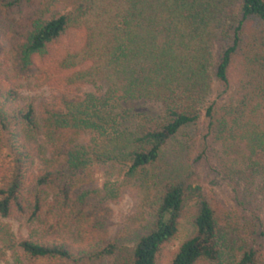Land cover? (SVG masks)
Here are the masks:
<instances>
[{
	"label": "trees",
	"instance_id": "16d2710c",
	"mask_svg": "<svg viewBox=\"0 0 264 264\" xmlns=\"http://www.w3.org/2000/svg\"><path fill=\"white\" fill-rule=\"evenodd\" d=\"M69 1L0 0V61L10 42L15 77L100 91L38 112L0 83V218L76 226L73 241L0 230L6 247L31 264H159L192 208L170 264H264V0ZM64 40L73 51L54 60ZM135 103L161 109L130 125ZM203 162L234 185L235 211L192 187ZM90 171L102 184L79 185ZM126 195L134 207L109 236Z\"/></svg>",
	"mask_w": 264,
	"mask_h": 264
},
{
	"label": "rangeland",
	"instance_id": "374dc122",
	"mask_svg": "<svg viewBox=\"0 0 264 264\" xmlns=\"http://www.w3.org/2000/svg\"><path fill=\"white\" fill-rule=\"evenodd\" d=\"M47 0H34L35 6H38L41 2ZM60 2V10L65 11L69 6V0H58ZM32 7L27 8L23 12H17L15 15L16 21H24V19L30 17ZM7 32H9V25H5ZM74 46L69 40H64L52 51L54 60L64 57L67 53L73 51ZM62 74L48 75L46 79L40 78L38 80H31L29 82L22 81L15 77L13 73L12 52L10 48V42H5L3 46L2 57L0 61V83L3 85L13 86L19 93V100L22 105L32 104L39 112L41 105L47 104L50 106L57 105L59 99L65 97L73 100L86 99L88 96L99 95L100 91L90 86H67L62 83L60 77ZM222 92V87L218 82H215L210 92L208 100H214ZM131 109L130 121L128 124L132 125L136 122V116L138 115H154L160 112L161 107L152 103H140L131 104L126 106ZM81 139H88L85 134L79 135ZM173 162V161H172ZM42 167H39L40 170ZM194 182L193 188H199L202 193L214 192L224 204L223 206L231 211H235L237 208L236 193L232 182L229 179L219 175L215 171L214 164L201 163L194 167ZM104 176L101 172L90 171L81 180L80 184H102ZM260 188H257L259 190ZM261 190V189H260ZM135 203L134 198L131 195H126L123 201L116 206L111 207V220L110 227L108 229V235L114 236L118 228L120 227L122 220L125 219L133 209ZM194 204V203H192ZM192 208L189 209L188 215L180 222L179 231L176 239L173 243L167 247L164 254L161 257L159 264H170L172 253L180 246L182 242L190 238L195 231L192 222ZM48 220H38L35 222H29L26 216H14L8 219L0 218V230L6 232L15 241L22 239H40L49 236H59L74 240V231L76 226L69 222L67 227L61 231L48 234L46 231V223ZM3 232L0 231V264H31V261L24 257L19 251L13 252L6 247L5 238ZM124 246L127 248L131 246L129 243L124 242ZM96 264V263H92Z\"/></svg>",
	"mask_w": 264,
	"mask_h": 264
}]
</instances>
